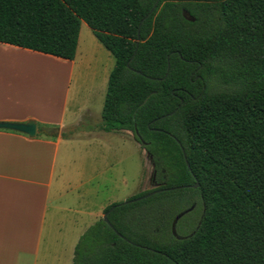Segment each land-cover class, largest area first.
I'll use <instances>...</instances> for the list:
<instances>
[{
    "label": "trees",
    "instance_id": "obj_1",
    "mask_svg": "<svg viewBox=\"0 0 264 264\" xmlns=\"http://www.w3.org/2000/svg\"><path fill=\"white\" fill-rule=\"evenodd\" d=\"M81 23L114 58L100 130L132 134L154 189L72 264H264V0H0L1 44L72 61Z\"/></svg>",
    "mask_w": 264,
    "mask_h": 264
},
{
    "label": "crops",
    "instance_id": "obj_2",
    "mask_svg": "<svg viewBox=\"0 0 264 264\" xmlns=\"http://www.w3.org/2000/svg\"><path fill=\"white\" fill-rule=\"evenodd\" d=\"M80 31L81 25L72 61L0 43V53L21 59L2 65L9 75L20 73L18 63L32 66L28 77H10L18 84L0 92V122L33 121L36 131L37 125L59 128L55 140L0 130V264H72L84 232L107 207L135 192L121 197L123 139L132 141L124 136L130 132L100 130L111 72L105 67L91 78L83 75L92 64L91 47L112 55L94 35L82 40ZM48 62L57 91H18L36 83L42 71L35 66Z\"/></svg>",
    "mask_w": 264,
    "mask_h": 264
},
{
    "label": "rangeland",
    "instance_id": "obj_3",
    "mask_svg": "<svg viewBox=\"0 0 264 264\" xmlns=\"http://www.w3.org/2000/svg\"><path fill=\"white\" fill-rule=\"evenodd\" d=\"M81 39L86 40L87 37L89 40H93V34L89 30V28L84 24L81 23ZM89 54L92 56V64L90 67V70L87 72H83V75H85L88 78H91L94 74L97 75L99 72L103 71L105 67L107 68V71L111 72L112 71V66H113V58L108 55L109 61L107 58V53L106 51L100 47L96 48L91 47L89 50ZM12 61H21V59L16 60L14 57H10ZM7 62V61H6ZM6 62H3L2 65L7 64ZM45 63V62H44ZM21 68L20 73L15 72L11 73L9 75L8 72L9 70L7 67L5 68L4 66H0V92L4 93L7 92L9 89L8 87H12L15 84H18L14 82V80H11L10 77H18L17 75H20V77L25 78L30 75V66L31 62L22 64L18 63ZM46 65H49V67H37L36 69H40L42 72L37 78L36 83H30V84H24L23 87H29V89L22 90L21 88L18 91L25 92L26 95L28 96H33L35 90L37 87H41L42 92L46 93H51L52 91H57V89H54L57 84H50L51 81L57 79L55 72L52 68L50 63H46ZM86 66L81 67L84 70ZM57 74V73H56ZM27 80H30L28 78ZM32 80V79H31ZM22 82V81H21ZM4 83V84H2ZM49 83V85H48ZM54 87H53V86ZM7 86V87H6ZM56 88V87H55ZM126 138L132 140H125L123 139V152H122V157H123V165H122V186H123V193L121 197L126 194V193H131L134 192L131 196H128L125 198V201L128 200L129 198L138 195L142 192L145 191H151L154 189V185L152 183V178H153V168L151 165V162L149 160V157L147 154L140 148V146L133 140L132 134L131 133H126L124 135ZM121 201V200H120ZM122 201V202H125ZM119 202V203H122Z\"/></svg>",
    "mask_w": 264,
    "mask_h": 264
},
{
    "label": "water",
    "instance_id": "obj_4",
    "mask_svg": "<svg viewBox=\"0 0 264 264\" xmlns=\"http://www.w3.org/2000/svg\"><path fill=\"white\" fill-rule=\"evenodd\" d=\"M159 1V0H158ZM155 8V6H154ZM183 16L190 22L193 21L192 18H190L188 16L187 13L183 12ZM0 130L2 131H10V132H15V133H19V134H23V135H26L28 136L29 138H34L37 134V131H36V124L33 122V121H28V122H25V123H15V122H0ZM198 187V184L196 183L193 188H197ZM176 189H180V188H176ZM174 190V189H173ZM154 193H157V192H154ZM153 193H150L148 194L147 196H145L144 198H147V197H150L152 196ZM126 203V202H124ZM113 208H111L110 211H112ZM109 213V212H108ZM108 213L104 214L103 217H102V220L105 224H107L108 226L109 223H108V220H107V215ZM183 216V214L179 215L176 220H175V224L176 222L178 221V219H180L181 217Z\"/></svg>",
    "mask_w": 264,
    "mask_h": 264
},
{
    "label": "bare ground",
    "instance_id": "obj_5",
    "mask_svg": "<svg viewBox=\"0 0 264 264\" xmlns=\"http://www.w3.org/2000/svg\"><path fill=\"white\" fill-rule=\"evenodd\" d=\"M11 56H8L7 54L0 53V66L3 64V62L9 61Z\"/></svg>",
    "mask_w": 264,
    "mask_h": 264
}]
</instances>
